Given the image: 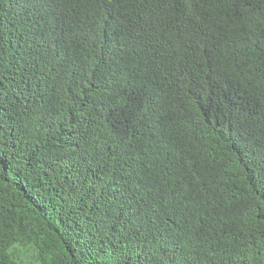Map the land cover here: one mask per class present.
I'll list each match as a JSON object with an SVG mask.
<instances>
[{
    "label": "trees",
    "instance_id": "1",
    "mask_svg": "<svg viewBox=\"0 0 264 264\" xmlns=\"http://www.w3.org/2000/svg\"><path fill=\"white\" fill-rule=\"evenodd\" d=\"M0 264H264V0H0Z\"/></svg>",
    "mask_w": 264,
    "mask_h": 264
}]
</instances>
